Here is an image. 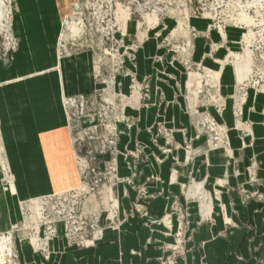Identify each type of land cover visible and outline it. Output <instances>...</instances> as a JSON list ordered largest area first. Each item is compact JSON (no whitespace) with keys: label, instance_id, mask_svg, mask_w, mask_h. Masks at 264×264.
Here are the masks:
<instances>
[{"label":"crops","instance_id":"0c3cea01","mask_svg":"<svg viewBox=\"0 0 264 264\" xmlns=\"http://www.w3.org/2000/svg\"><path fill=\"white\" fill-rule=\"evenodd\" d=\"M75 1L13 0L18 44L12 60L0 63V159L6 165L0 161V264H11L12 252L18 264H159L171 256L175 264H264V94L248 89L235 121L236 82L220 61L227 51H239V39L230 38L239 30L227 28L221 37L200 19L189 20L203 24H190L197 32L191 60L218 73L222 112L198 105L174 52L161 47L167 38L178 43L184 37L174 20L140 34L128 22L120 38L124 47L137 41L138 48L116 78L115 146L117 177L130 183L110 192L103 188L87 206L103 209L108 197L115 198L121 225L104 230L89 249L68 248L59 236L49 244L48 260L24 241L17 230L19 204L79 185L62 98L89 94L99 85L94 52L59 48ZM211 44L217 46L212 53ZM129 74L147 82V98L130 95ZM192 107L226 128L227 150H211L198 135ZM243 130L250 133L240 137Z\"/></svg>","mask_w":264,"mask_h":264},{"label":"built area","instance_id":"2783aa9c","mask_svg":"<svg viewBox=\"0 0 264 264\" xmlns=\"http://www.w3.org/2000/svg\"><path fill=\"white\" fill-rule=\"evenodd\" d=\"M166 19L174 20L176 32L184 34V37L179 43H173V37L167 38L161 47L174 52L176 61L183 67L188 90L197 99L203 98L201 106H211L219 114L223 110V101L218 95V73L192 62V41L197 32L190 26L189 20L207 21L208 30L216 31L221 37L227 28L241 32L239 51H227L220 61L222 67H234L236 56L245 53H250L255 62L264 61V0H91L86 3L81 24L89 39L88 47L94 38L98 50L93 76L95 78V73H101L100 65L104 66L105 73H101L102 83L95 82L99 85L97 89L89 94L67 97L63 102L73 132L79 130L80 133L78 139L74 138L79 185L69 191L19 204L21 221L17 230L24 233L25 242L33 253L44 260L50 257V242L59 236H62L68 248L83 250L96 247L101 241L98 236L104 230L119 229L121 222L115 198L108 197L109 204L103 209L90 210L87 206L89 200L100 194L103 188L110 192L120 182L130 183V180L117 177L118 152L115 145L118 132L115 124L119 121V115L116 112L118 94L115 88L119 85L116 78L125 60L133 61L130 52L136 51L138 44L124 47L120 37L125 36L128 22L134 21L136 31L145 33L157 28ZM179 19L183 23L180 24ZM216 48L211 44L210 53ZM60 49L65 50V46L60 44ZM129 77L130 95L147 98V82L138 83L133 74H129ZM248 89L256 94H264L262 69L253 67L245 79L235 83L234 117L238 121ZM262 114L264 118V108ZM189 115L198 135L206 138L211 150H227V130L224 126L208 113L195 108L189 110ZM90 145L95 149L94 155L86 153ZM104 156H109V159L103 160ZM142 192L140 190V195ZM17 261V253L12 252L11 264H18ZM159 264H175V261L171 256L161 258Z\"/></svg>","mask_w":264,"mask_h":264},{"label":"rangeland","instance_id":"374dc122","mask_svg":"<svg viewBox=\"0 0 264 264\" xmlns=\"http://www.w3.org/2000/svg\"><path fill=\"white\" fill-rule=\"evenodd\" d=\"M89 1H91V0H76L72 4L71 12H69L68 15H66V17L63 21V34H62L61 39H60L59 48H60V44H63L65 46V49L70 48L72 50H90V51L94 52L96 54V57L94 54L95 58H94V62H93V72H94V67L96 66L95 61H96V58H98V50L96 49L97 41L93 38L92 39L93 43L91 45L92 48H91V46L88 47L90 45L88 43L89 39L86 36V30L82 27V24H81L82 16H83L85 8H86V3H88ZM14 13H15V9H14L12 0H0V63H5V62L9 63L12 60V54L14 53V51L17 48L18 40L14 36L13 29H12V22H13V18H14ZM163 21L164 20L161 21V24ZM178 21L180 24L183 23V21L181 19H179ZM204 21L205 20H203V22ZM200 23H201V25H203L201 21H198V23L195 20L189 22V24H191V26L192 25H198ZM240 34H241L240 31L232 32L230 34V38L237 40L240 38ZM139 40L142 41V38H139L138 41ZM174 43H176V42H174ZM240 56L241 55H238V56H236V58H238ZM253 62L256 63L258 61H256V62L253 61ZM261 66L264 68V63H261ZM100 67L102 68V69L100 68L101 69L100 72L102 74H104L105 73L104 66L100 65ZM253 67H258V66L256 64ZM212 71H214V70H212ZM230 71H231L230 72V81H231V77H232L235 82H237V81L241 82L247 76L244 73H238V72H236L234 74V72L231 68H230ZM101 73L99 75H96V73H95V78L93 76L94 82H96L97 84L102 83L101 82V78H102ZM93 75H94V73H93ZM95 89H97V86L94 88V90ZM202 101H203V98L198 97V103H201ZM63 102H64V99L62 98V106H63ZM198 105L201 107V104H198ZM192 108L197 109V107H192ZM65 110H66V108H65ZM66 112H67V110H66ZM235 121L239 122L236 119H235ZM85 123H88V121H86ZM263 126H264V118H263ZM248 132L250 133V131H245V130L240 131L239 136L242 137ZM73 134H74L75 139H78L80 137L79 130H75L73 132ZM187 147H189V146H187ZM187 152L190 153L191 150L189 148H187ZM86 153H88L89 155L95 154V149H94L93 145H90L88 147V151ZM0 161L4 165V168H6L4 161L1 159H0ZM98 239L102 240L101 236H98ZM1 256H2V254H0V260H1Z\"/></svg>","mask_w":264,"mask_h":264},{"label":"bare ground","instance_id":"6f19581e","mask_svg":"<svg viewBox=\"0 0 264 264\" xmlns=\"http://www.w3.org/2000/svg\"><path fill=\"white\" fill-rule=\"evenodd\" d=\"M13 1V0H12ZM2 5V4H1ZM73 23V22H72ZM69 25V24H68ZM208 25H206V28ZM238 46V43L236 44ZM231 48V47H230ZM234 67H231L234 74L236 72L238 73H244L246 75L249 74V72L252 70L253 66L257 64V66L264 71V68L261 66V63H264V61H258L256 63L253 62L250 53H245L241 55L240 57L236 58V62H234ZM237 73V74H238ZM220 74V73H219ZM220 79V78H219ZM237 122V121H236ZM235 122V123H236ZM1 254V252H0ZM2 257V256H1ZM1 261V260H0Z\"/></svg>","mask_w":264,"mask_h":264}]
</instances>
